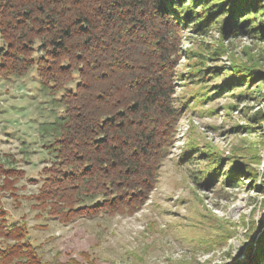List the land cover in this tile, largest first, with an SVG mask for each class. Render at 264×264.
Listing matches in <instances>:
<instances>
[{
    "label": "trees",
    "instance_id": "trees-1",
    "mask_svg": "<svg viewBox=\"0 0 264 264\" xmlns=\"http://www.w3.org/2000/svg\"><path fill=\"white\" fill-rule=\"evenodd\" d=\"M215 25L225 39L247 37L264 44V0H0L5 45L0 78L21 77L34 68L40 85L52 94L74 84L59 98L57 135L44 146L53 160L28 197L38 218L69 226L142 210L181 117L173 98L182 29L206 36ZM229 71L241 77H232L218 94L242 88L252 78L263 80L246 65L233 63ZM222 168L215 160L205 184L220 179ZM243 170L233 162L224 184L240 187ZM24 177L25 171L0 155V264H61L42 258L28 240L25 223H8L1 199H15L16 184ZM263 226L260 221L255 233ZM255 250L248 264H264V230ZM78 257L82 262L66 264H95L90 252Z\"/></svg>",
    "mask_w": 264,
    "mask_h": 264
},
{
    "label": "rangeland",
    "instance_id": "rangeland-1",
    "mask_svg": "<svg viewBox=\"0 0 264 264\" xmlns=\"http://www.w3.org/2000/svg\"><path fill=\"white\" fill-rule=\"evenodd\" d=\"M182 37L173 98L181 117L174 145L148 202L131 217L79 219L69 226L38 218L28 197L53 160L44 146L57 135L59 98L74 84L52 94L34 68L21 77L0 78L1 160L25 171L16 184L17 197L1 201L8 223L26 224L28 240L45 261L80 263L78 253L85 251L95 264L252 263L251 239L264 230L255 233L264 221V44L247 37L225 39L219 25L206 36L183 28ZM0 49H5L1 39ZM233 63L254 68L262 82L252 78L242 88L218 94L232 77H241L229 71ZM215 160L222 161L224 175L205 184ZM233 162L244 169L237 188L222 179Z\"/></svg>",
    "mask_w": 264,
    "mask_h": 264
},
{
    "label": "water",
    "instance_id": "water-1",
    "mask_svg": "<svg viewBox=\"0 0 264 264\" xmlns=\"http://www.w3.org/2000/svg\"><path fill=\"white\" fill-rule=\"evenodd\" d=\"M263 229H264V226H263ZM263 229H261V230H263ZM257 239H258V238H256V239L254 240V243H253V245H252V253H253L254 250H255V246H256V243H257Z\"/></svg>",
    "mask_w": 264,
    "mask_h": 264
}]
</instances>
